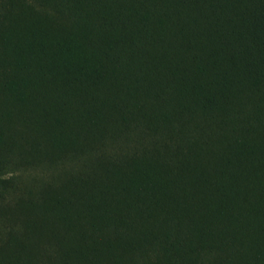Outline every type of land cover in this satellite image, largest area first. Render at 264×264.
Instances as JSON below:
<instances>
[{
	"label": "trees",
	"instance_id": "16d2710c",
	"mask_svg": "<svg viewBox=\"0 0 264 264\" xmlns=\"http://www.w3.org/2000/svg\"><path fill=\"white\" fill-rule=\"evenodd\" d=\"M0 264H264V0H0Z\"/></svg>",
	"mask_w": 264,
	"mask_h": 264
},
{
	"label": "rangeland",
	"instance_id": "374dc122",
	"mask_svg": "<svg viewBox=\"0 0 264 264\" xmlns=\"http://www.w3.org/2000/svg\"><path fill=\"white\" fill-rule=\"evenodd\" d=\"M47 174H49V173H45V172L40 171V170H28V171L19 173L17 176H18L20 183L22 184V183H27L28 181L33 183L34 179L39 180L43 176H47ZM6 178H7V176H6Z\"/></svg>",
	"mask_w": 264,
	"mask_h": 264
}]
</instances>
